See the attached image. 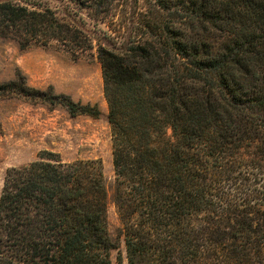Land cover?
<instances>
[{"label": "trees", "instance_id": "16d2710c", "mask_svg": "<svg viewBox=\"0 0 264 264\" xmlns=\"http://www.w3.org/2000/svg\"><path fill=\"white\" fill-rule=\"evenodd\" d=\"M166 1L153 40L98 53L126 264H264V0ZM0 26L78 38L50 9L11 1ZM19 78L0 90L101 115ZM115 248L100 161L49 152L7 171L0 264H112Z\"/></svg>", "mask_w": 264, "mask_h": 264}, {"label": "rangeland", "instance_id": "374dc122", "mask_svg": "<svg viewBox=\"0 0 264 264\" xmlns=\"http://www.w3.org/2000/svg\"><path fill=\"white\" fill-rule=\"evenodd\" d=\"M1 1L30 10L50 9L61 23L76 30L78 38H73V32L70 36L62 32L56 39L49 32L34 35L0 26V87L18 84L22 76L32 89L95 105L101 115L71 116L63 106H51L11 88L0 90V197L9 169L27 165L49 152L59 154L65 162L100 161L107 191L108 229L117 245L111 251V261L119 264L118 255L125 256L123 226L113 203L112 131L98 53L100 48L121 51L133 41L153 40L146 25L156 16V0ZM160 13L167 18V10ZM163 18L161 15L160 20ZM167 136H171L170 129Z\"/></svg>", "mask_w": 264, "mask_h": 264}]
</instances>
